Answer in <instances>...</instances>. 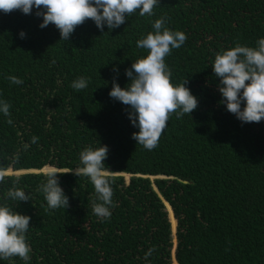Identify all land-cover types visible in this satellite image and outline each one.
<instances>
[{
  "label": "trees",
  "instance_id": "16d2710c",
  "mask_svg": "<svg viewBox=\"0 0 264 264\" xmlns=\"http://www.w3.org/2000/svg\"><path fill=\"white\" fill-rule=\"evenodd\" d=\"M36 11H0V101L11 105L10 117L0 113V168L26 171L0 183V205L31 217L30 260L0 264H172L170 220L174 264H264V120L243 123L227 111L211 66L218 52L258 46L264 0H159L152 16L137 11L103 32L88 19L67 41L54 25L39 27ZM161 17L187 36L165 62L171 82L186 79L198 107L179 119L172 114L149 151L132 138L139 129L128 106L109 91L114 79L122 88L130 82L125 69L147 54L136 41ZM79 77L88 86L76 91ZM100 144L108 147L105 166L129 174L127 182L112 175L110 218L93 213L91 181L72 172L59 175L70 206L47 209L40 170L81 166L80 152ZM13 187L30 200L8 199Z\"/></svg>",
  "mask_w": 264,
  "mask_h": 264
},
{
  "label": "clouds",
  "instance_id": "9594fccd",
  "mask_svg": "<svg viewBox=\"0 0 264 264\" xmlns=\"http://www.w3.org/2000/svg\"><path fill=\"white\" fill-rule=\"evenodd\" d=\"M158 3L159 0H0V11L8 14L19 10L29 15L35 8L36 15L42 17L39 27L52 24L59 30L60 40L67 41L76 27L88 19L103 32L105 25L108 29L117 28L137 11L141 17L152 16ZM165 21V17L156 19L152 24L154 31L136 41V46L147 50V54L133 61L131 68L125 69V75L130 79L127 86L120 87L114 79L109 91L110 98L128 106L129 119L139 129L132 133V138L149 151L158 146L172 114L179 119L185 114L191 115L198 107L197 97L185 86L186 79L176 85L171 82L172 73L165 58L173 49L180 48L187 36L182 31L168 29ZM19 36L24 38L25 33L20 31ZM257 44V47L237 44L218 52L211 65L214 75L219 77L221 103L243 123L264 120V38L258 40ZM113 70L118 72V69ZM8 79L13 84L23 83L16 76H9ZM71 86L76 91L83 90L88 86V79L79 77ZM10 107L6 101H0V113L5 116L10 117ZM7 123L11 124L12 120L8 119ZM37 141L38 137L31 138V143ZM107 155L106 145L100 144L96 148L86 146L79 155L81 166L68 171L55 167L48 169L44 173L46 182L40 186L47 209L65 210L70 206L59 184V175L72 172L91 181L95 191L92 211L101 221L109 219L110 208L115 205L113 171L104 163ZM8 175L6 170L0 168V183ZM19 179L17 176L13 184L18 183ZM6 196L16 203L30 200L25 190L16 187L9 189ZM30 220L31 217L13 210L8 204L0 205V259L19 257L25 262L30 260L31 246L26 237Z\"/></svg>",
  "mask_w": 264,
  "mask_h": 264
},
{
  "label": "rangeland",
  "instance_id": "374dc122",
  "mask_svg": "<svg viewBox=\"0 0 264 264\" xmlns=\"http://www.w3.org/2000/svg\"><path fill=\"white\" fill-rule=\"evenodd\" d=\"M48 169H50V168H46L45 170L44 169H41L40 171H42V172H46ZM38 170H35V172H37ZM9 174H16V175H18V174H21V173H23V172H26L25 170H18V171H13V170H11V169H8V171H7ZM112 175H115V174H113L112 173ZM124 175V177H125V181L127 182L128 181V178H129V175L127 174V175H125V174H123ZM153 178H155V177H151V179L153 180ZM169 205V204H168ZM165 207H166V209H167V212H168V217H169V220L171 219L170 218V211H169V208L166 206V204H165ZM170 224H171V234H172V248H171V262H172V264H174V260H175V254H174V252H175V247H176V238H175V231H176V220H175V224H174V228L172 227V225H173V222L170 220Z\"/></svg>",
  "mask_w": 264,
  "mask_h": 264
},
{
  "label": "water",
  "instance_id": "95a60500",
  "mask_svg": "<svg viewBox=\"0 0 264 264\" xmlns=\"http://www.w3.org/2000/svg\"><path fill=\"white\" fill-rule=\"evenodd\" d=\"M28 171H35V170H28ZM115 175H123V174H127V173H113ZM129 175V174H128ZM170 206V205H169ZM171 208V207H170Z\"/></svg>",
  "mask_w": 264,
  "mask_h": 264
}]
</instances>
